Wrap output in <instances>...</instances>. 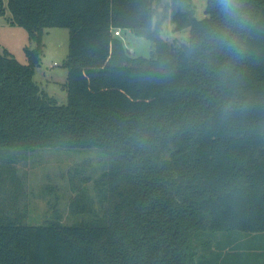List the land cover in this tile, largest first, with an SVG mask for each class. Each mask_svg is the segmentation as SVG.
Returning a JSON list of instances; mask_svg holds the SVG:
<instances>
[{"label":"trees","instance_id":"obj_1","mask_svg":"<svg viewBox=\"0 0 264 264\" xmlns=\"http://www.w3.org/2000/svg\"><path fill=\"white\" fill-rule=\"evenodd\" d=\"M7 8L36 46L27 63L0 51V264H196L220 231L264 232V0H207L201 18L193 0ZM168 12L188 42L161 36ZM49 27L69 29L66 104L34 78ZM117 28L148 38L151 56L131 55ZM48 147L106 156L96 176L89 160L68 170L77 223L27 222L18 164Z\"/></svg>","mask_w":264,"mask_h":264},{"label":"rangeland","instance_id":"obj_2","mask_svg":"<svg viewBox=\"0 0 264 264\" xmlns=\"http://www.w3.org/2000/svg\"><path fill=\"white\" fill-rule=\"evenodd\" d=\"M7 3V0H5ZM168 1V0H167ZM196 5V16H205L207 0H193ZM11 11L7 8L5 14L0 13V51L9 49L22 63H27L28 58L25 47H35L36 42L30 40L27 29L23 26L12 24L9 19ZM129 35L126 48L133 56H151V41L135 33ZM163 38L170 42H188L189 29L175 30V23L168 12L160 31ZM45 53L34 74L40 86L54 96L59 103L68 102L66 82L68 68L64 65L69 52V29L67 27H49L44 33ZM105 154L97 148H38L30 157L21 161L19 172L27 183L30 194L28 197L30 224L49 223L51 217L59 218L67 224H74L86 217L84 214L72 210L70 202L74 195L69 183L68 170L75 164L89 160L91 165L87 171L96 176V170L103 168ZM92 190L93 183L88 184ZM217 234V235H216ZM208 243L204 255L196 264H234L236 261L246 264L249 261V247L233 245L223 247L224 240L221 236L227 235L226 231L216 233ZM231 234H241L232 231Z\"/></svg>","mask_w":264,"mask_h":264},{"label":"crops","instance_id":"obj_3","mask_svg":"<svg viewBox=\"0 0 264 264\" xmlns=\"http://www.w3.org/2000/svg\"><path fill=\"white\" fill-rule=\"evenodd\" d=\"M131 33H134L131 29L124 28L121 29V35H118V37L121 38L126 45L129 40V35H132ZM221 239L222 241L224 240V245L227 244L226 248L229 247L230 244L249 247V261H247L246 264H264V232H253L247 235H233L231 232H227V235H222ZM234 264H242V262L236 261Z\"/></svg>","mask_w":264,"mask_h":264},{"label":"clouds","instance_id":"obj_4","mask_svg":"<svg viewBox=\"0 0 264 264\" xmlns=\"http://www.w3.org/2000/svg\"><path fill=\"white\" fill-rule=\"evenodd\" d=\"M220 5L222 8L227 11L231 7L232 0H219Z\"/></svg>","mask_w":264,"mask_h":264},{"label":"built area","instance_id":"obj_5","mask_svg":"<svg viewBox=\"0 0 264 264\" xmlns=\"http://www.w3.org/2000/svg\"><path fill=\"white\" fill-rule=\"evenodd\" d=\"M114 34L116 36L121 35V29L120 28L114 29Z\"/></svg>","mask_w":264,"mask_h":264}]
</instances>
